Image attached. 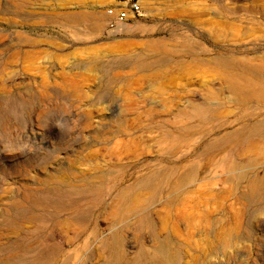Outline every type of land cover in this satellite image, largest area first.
I'll list each match as a JSON object with an SVG mask.
<instances>
[{"label": "rangeland", "instance_id": "rangeland-1", "mask_svg": "<svg viewBox=\"0 0 264 264\" xmlns=\"http://www.w3.org/2000/svg\"><path fill=\"white\" fill-rule=\"evenodd\" d=\"M126 1L0 0V264H97L114 237V264H149L163 238L174 264H264V157L230 138L264 123V101L218 95L209 64L257 67L245 58L264 56V0H132L141 16L118 25L106 10ZM170 169L216 194L198 204L205 221L175 237L139 223L157 203L109 211Z\"/></svg>", "mask_w": 264, "mask_h": 264}, {"label": "bare ground", "instance_id": "bare-ground-1", "mask_svg": "<svg viewBox=\"0 0 264 264\" xmlns=\"http://www.w3.org/2000/svg\"><path fill=\"white\" fill-rule=\"evenodd\" d=\"M263 57L261 55L250 59L245 58L248 63L255 62L256 68H235L232 66L223 68V60L209 62L210 65L220 68L216 73L217 79L221 83V90H218V95L225 92L238 105H248L250 102L259 100L264 101V67L261 65ZM149 64L154 65L155 62L152 61ZM149 64L148 66H150ZM144 66V63H138L136 69L140 72L145 71ZM192 111L197 117H202L210 110L206 104H202V106L198 105V107L192 108ZM263 127L264 123L255 124L249 129L244 128L242 132L236 135H231L230 138L234 140L232 142L235 145L246 141L249 151L257 152L258 156L264 157ZM258 130H262V133L258 134ZM223 141L227 140L223 138ZM230 168L233 170L235 166L227 167L228 172H230ZM236 180L240 181L239 176H236L234 179H227L226 183L230 186ZM205 184L206 181L202 186L198 185L196 174L191 169L181 175H176L173 169L169 171H153L135 186L129 187L117 195L109 203L108 209L113 214L123 215L137 211L138 207L157 203V206H161L164 210L163 215L157 217L155 221L149 216L143 217L139 223L150 231L162 233L169 230L173 236L180 237L182 232L178 224L184 223L189 226L199 220L204 219L203 221H205V215L198 209V204L202 203L205 199L211 202L217 198L216 194L212 190H209ZM192 186L198 187L190 189ZM233 227H236L235 224ZM227 232L228 229L221 227L214 234L213 240L217 241V239H220L222 241ZM120 248L121 241L118 237L105 239L100 243L95 252L97 264H114V259L118 256ZM146 252L149 256V264H174L176 254L174 253L172 243L167 238L157 240L153 245H149Z\"/></svg>", "mask_w": 264, "mask_h": 264}, {"label": "built area", "instance_id": "built-area-1", "mask_svg": "<svg viewBox=\"0 0 264 264\" xmlns=\"http://www.w3.org/2000/svg\"><path fill=\"white\" fill-rule=\"evenodd\" d=\"M140 5L137 1L127 0L124 5L118 8H109L106 10V14L111 17L116 24L124 25L130 19H137L141 16Z\"/></svg>", "mask_w": 264, "mask_h": 264}, {"label": "crops", "instance_id": "crops-1", "mask_svg": "<svg viewBox=\"0 0 264 264\" xmlns=\"http://www.w3.org/2000/svg\"><path fill=\"white\" fill-rule=\"evenodd\" d=\"M134 20H135V19H130L129 22H131L132 24H135V23H134Z\"/></svg>", "mask_w": 264, "mask_h": 264}]
</instances>
